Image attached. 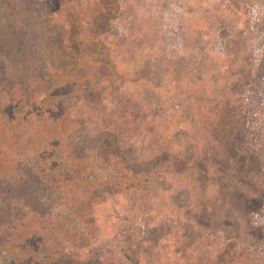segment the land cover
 <instances>
[{"label": "rangeland", "instance_id": "obj_1", "mask_svg": "<svg viewBox=\"0 0 264 264\" xmlns=\"http://www.w3.org/2000/svg\"><path fill=\"white\" fill-rule=\"evenodd\" d=\"M83 1L62 6L74 29L85 26L89 2L77 6ZM44 2L0 0V41L26 57L44 52ZM140 2L119 10L110 24L105 56L112 94L102 92L76 111L88 133H114L113 141H99L101 151L116 147L124 160L117 168L98 157L82 168L119 186L94 206L91 228L61 204L51 202V212L85 241L68 247L88 264H125L121 251L132 243L144 264H264V0ZM162 43L165 50L156 51ZM161 54L166 68L159 66ZM174 71L179 81L170 77ZM62 75L53 78L56 85ZM193 97L207 105L201 117L191 113ZM156 102L162 122L125 124L118 115L137 108L135 118L150 117ZM13 157L37 167L45 180L63 166L59 156L42 158L36 148Z\"/></svg>", "mask_w": 264, "mask_h": 264}, {"label": "trees", "instance_id": "obj_2", "mask_svg": "<svg viewBox=\"0 0 264 264\" xmlns=\"http://www.w3.org/2000/svg\"><path fill=\"white\" fill-rule=\"evenodd\" d=\"M71 1L43 3L40 21L48 24L42 33L48 43L44 52L26 57L21 48L0 41V264H88L69 249L85 245V241L64 230L51 212V202L61 204L91 228L94 206L119 186L107 178L88 176L82 168L85 160L98 157L117 168L124 167V160L123 152L116 147L101 151L99 141L110 137L113 141L114 133L111 130L88 133L85 118L76 111L90 100H97L102 92L106 96L112 94L107 89L113 68L105 56L110 24L119 10L121 13L133 10L141 2L84 0L77 6L81 9L89 2L81 16L85 26L74 29L69 16L63 19L61 15L63 4ZM164 50L163 43L157 46L156 51ZM203 54L210 57L209 52ZM166 58L163 54L158 58L160 67L166 68ZM78 59L83 60V67L77 66ZM224 67L217 65L219 70ZM58 74H63L62 84L56 85L53 78ZM170 77L179 81L175 71ZM99 78L106 83L97 88L96 83L102 81L96 80ZM111 97L113 103L118 101ZM189 101L195 116L197 111L199 117L208 111L207 105H202L203 100L193 97ZM127 109L126 113L118 112L125 124L154 119L162 122L164 118L158 102L152 108V116L141 115L143 119L135 118L137 108ZM209 139L215 143L211 133ZM34 148L42 158L56 155L62 159L63 166L50 180L39 175L37 167L13 157ZM263 149L264 145L260 146L259 152ZM171 160L164 159L167 164ZM259 200L264 202V193ZM138 246L132 243L122 248L125 264H144Z\"/></svg>", "mask_w": 264, "mask_h": 264}, {"label": "water", "instance_id": "obj_3", "mask_svg": "<svg viewBox=\"0 0 264 264\" xmlns=\"http://www.w3.org/2000/svg\"><path fill=\"white\" fill-rule=\"evenodd\" d=\"M262 26L264 27V25H262ZM253 28H258V27H255V26L251 27V29H253ZM260 29H262V27Z\"/></svg>", "mask_w": 264, "mask_h": 264}]
</instances>
